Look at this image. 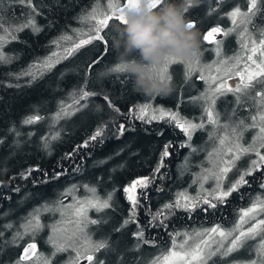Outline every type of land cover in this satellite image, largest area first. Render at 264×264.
I'll return each mask as SVG.
<instances>
[{
	"label": "trees",
	"instance_id": "16d2710c",
	"mask_svg": "<svg viewBox=\"0 0 264 264\" xmlns=\"http://www.w3.org/2000/svg\"><path fill=\"white\" fill-rule=\"evenodd\" d=\"M108 2L32 0L35 13L28 6L12 0L0 3V20L4 28L24 24L33 15L40 28L39 32L31 28L12 32L16 39H9L2 49L10 62L0 63V264H16L28 243H35L37 253L50 258L51 264H68L74 252H60L53 257L54 248L48 238L52 234V225L62 219L72 218L69 215L70 209L63 217L59 211H41L39 220L45 227L34 236L29 234L19 239L16 233H22L21 225L27 223L36 214V210L43 209L45 205L59 207L60 204H72L75 198H92L85 186L95 188L96 196L101 200L111 194L109 208L100 212L95 209L88 211L89 219L100 221L96 225H88L91 238L94 241L105 240L109 244L107 250L96 254L97 259L104 261V264H152L155 258L169 252L173 239L179 244L186 239L184 234L187 233L191 237L188 245L192 246L203 237L196 236L197 232L203 233L205 229L216 226L228 231L237 221L238 212L241 215V210L251 207L260 195L264 199V188L261 187L264 184V167H261L245 177L247 184L241 185L220 204L217 202L215 208L200 207L190 211L184 208H164V205L177 200V194L186 193L189 196L190 187L197 186L205 170L210 168L208 154L218 147L217 135H231L232 128L240 132L243 126L239 122L243 120L244 124L251 125V117L257 114L258 109L252 99L237 105L236 97L231 93L218 97L214 111L219 113L220 123L229 127L219 128L210 144H207L204 137L214 131L211 124L193 132L189 141L185 133L168 117L151 123L137 119L139 106L150 104L154 109L177 112L180 117L198 124V120L207 119L205 107L196 108L198 112H193L191 109L186 110V105H199L201 99L194 98L200 97L207 90L206 96L210 95L209 84L200 79L203 73L195 70L189 77L185 63H174L168 69L174 84L173 92L167 96L149 97L135 90L129 74L107 71L118 63L112 41L117 35V26L122 25V22L115 18L101 32L107 44L93 41L84 45L35 80L21 75L31 65L45 60L53 52L63 55L65 48L79 43L81 38L87 39V36L79 37L73 32V29L88 32L91 27L79 17L91 12L93 7H98V11H110ZM125 3L126 0H119L121 7ZM236 7L247 12L248 0H196L188 7L186 17L195 22L194 30L200 33L201 38L200 46L195 50L206 65L228 60L226 67H230L234 61L229 58L238 54L245 55L241 51L238 31L222 38L216 37V40L223 41L219 57L215 52L216 45L203 39L212 27L225 30L233 27L231 18L226 14ZM257 7L260 11L247 28L252 38L259 41L260 30L264 29V2H258ZM237 29L241 32L244 26ZM3 34L0 29V35ZM61 35L72 39L60 41L57 47L52 41ZM239 67L244 65L240 64ZM205 72L219 75L215 67L206 68ZM197 86L200 91L196 90ZM215 86L216 83L211 85L213 88ZM81 88L97 95L80 100L79 104L73 105L77 111L54 121V116L61 109V102L72 105L74 98L79 99ZM256 92H264V84L256 85L250 96ZM224 100H227L225 104ZM29 116H40L43 119L33 124L23 123ZM121 125H124L122 134L119 130ZM98 128L103 129L102 135L91 140L90 137ZM247 131L250 136L254 130L251 127L243 130L244 133ZM85 141L88 142L87 146H84ZM249 144L250 141L243 145ZM165 145H170L169 154L163 158L160 166ZM189 145L194 151L190 150ZM261 153L264 154V149H261ZM244 157L246 160H242V157L236 168L227 173L226 178H229L226 182L234 179V172L247 170L250 161L256 156L248 154ZM158 166L157 172L155 169ZM211 171L215 172L217 168L213 166ZM144 177H148L151 182L146 188L137 187L134 190L133 194L138 201L135 221L122 227L124 221L133 214L131 201L124 189ZM73 186L76 187L75 193L67 194L66 190ZM229 187L223 188L227 190ZM193 197L201 202L204 195L195 197L193 193ZM159 210H163L164 215L152 221L153 215ZM138 228L143 229V239L149 243L145 244L133 235ZM258 239H249L227 257L217 255L208 264H248L250 260H258L255 250L259 244ZM22 264H34V261H23Z\"/></svg>",
	"mask_w": 264,
	"mask_h": 264
},
{
	"label": "snow or ice",
	"instance_id": "6c2138e0",
	"mask_svg": "<svg viewBox=\"0 0 264 264\" xmlns=\"http://www.w3.org/2000/svg\"><path fill=\"white\" fill-rule=\"evenodd\" d=\"M12 2L28 6L32 9L33 13L36 11L35 6L32 4V0H12ZM164 2L165 0H127V2L121 7L119 0H109L108 9L110 11L108 12H104L102 10L98 11V7H93L91 12L79 17V19L86 21L91 25L88 32H85L82 29H73V32L77 36H87V39L81 38L79 43H74L72 47L65 48L63 55L59 52H53L49 57L45 58V60L39 62L38 64L31 65L29 70L21 73V75L30 76L33 80H35L45 71H50L56 63L60 62V60L71 56L82 46L91 44L93 41H101L107 44V40L104 35H101V32L108 27L109 21L113 18L122 23H126L123 14L125 8L148 6L153 9H157L161 7ZM258 2H264V0H248L247 12H242L239 7H236L231 12L227 13L226 15L231 18L233 27L228 28L227 30L220 27H212L203 36L205 41L216 45L215 52L219 57L222 50L220 45L223 41L216 40V34L228 36L229 34L236 32L237 28L241 25L244 26V30L237 33V35L241 38L240 47L241 51L245 53L246 58L245 55L239 54L235 57L229 58V60L234 61L230 67H221L223 65H227L228 60H220L218 64L214 61L211 65H203L200 67L201 73H203L204 68L212 69L213 67H215L216 73H219V75L210 74L207 77L201 74L200 79L205 80V82L209 84L210 95L205 96L202 94L200 97L194 98L210 101V106L204 109V113L207 116L206 123L214 126V131L209 134V138L211 139L216 135V129H227L229 127L227 124L220 123L219 113L214 111L216 99L218 97L231 93L236 97L237 105L246 102L247 99H252L258 109L257 114L251 117V120L253 121L251 125H246L244 124V121L241 120L239 125H242L243 129L240 132H237L236 128H232V137H229L227 133L223 136H217L218 147L214 148L213 151L208 154L210 161L214 156L217 158L215 161H212L214 166L217 168V171L210 172V170H205L210 172L211 177L216 181V188L212 193H209V195H212L213 199L220 202H223L225 198L240 188L241 185L247 184L248 181L245 179L246 176L251 175L253 171L258 170L261 167H264V154L261 153V149H264V92H256L254 96H250V92L256 87V85L264 84V29L260 30L261 38L257 41L252 38L250 33H248L247 28V25L252 23V18L260 11L257 7ZM0 3H3V0H0ZM187 11L188 8L185 9V12ZM188 27L194 28L195 22L191 21L188 24ZM24 28H31L34 32L40 31V28L36 25L34 15L30 16L24 24L13 28H4L2 20H0V29L4 32L3 35H0V63L10 62V58L5 56L2 51L3 46L8 43L9 39H16V37L12 35V32H19ZM91 33H94V35ZM246 33H248L247 39H245ZM71 39L72 37L70 36L61 35V37L52 41V43L59 47L60 41H70ZM192 55L197 56L196 61H193L189 57L181 58L174 55L166 57L163 67L157 70V74L160 78L171 79V75L168 71L169 66L174 63L182 62L187 65V75L190 77L192 72L196 70V66L199 63L196 50H193ZM240 64L244 65L243 69H239ZM113 72L126 73V70L123 65H118L113 69ZM235 78H238V80ZM230 80L233 81V84H229ZM217 81L220 82L216 83ZM213 83H216L214 88L211 87ZM72 95L75 97V93ZM95 95H97V93L88 92L81 88L79 99L74 98L72 105H64L63 102H61V109L54 116V121H58L63 117L72 115L74 111L78 110L73 108V105L79 104L80 100H85ZM242 97L245 99L242 100ZM104 99L107 100L108 98L104 97ZM68 109H72V111H69ZM116 111L119 112V109H116ZM165 117H168L171 122H175L176 126L179 127L188 137L189 141L192 138L193 132L197 129H203L205 127L204 122L199 124L193 123L180 117L177 112L165 110L163 108L154 109L150 104L139 106V110L136 113L137 119L147 123H151L154 120H164ZM41 119H43V117L29 116L23 121V123L33 124ZM249 127L258 129V131L256 136L253 137V142L248 146H244L240 143V141L243 137V130H247ZM119 130L122 134L124 131V125H121ZM102 131V128H98L90 139L95 140L97 137L102 135ZM87 143L88 142L85 141L84 146H87ZM169 146L170 145L164 146V151L161 154L160 166H162L163 158L169 154ZM248 154H254L256 159L251 160L250 166L247 170L241 172L239 178L236 179L227 190H224L223 181L226 178L227 173L236 168L237 162ZM160 166H158L155 171L158 172ZM208 178V175L203 177L204 180ZM150 182L151 180L148 177L140 178L133 181L129 187L124 189V191L128 193V200L131 201L133 214L124 221L122 227L135 221V209L138 205V201L136 196L133 194L134 190L137 187L146 188ZM261 187L264 188V184H262ZM85 188L92 194V198H86L84 200L76 198L75 203L73 204H60L59 207H50L45 205L43 209H37L36 214L33 215L27 223L21 225L23 232H17L16 238L23 239L25 235L29 234L34 236L38 231L45 227V225L41 224L39 220V214L41 211H59L63 217L66 212L71 209V219H62L61 221H58L56 225L51 226L53 235L49 236L48 242L52 244L54 248L52 256L54 257L57 253L72 250L75 255L68 261V264H80L81 260L87 261V264H104V261L97 259L96 254L101 250H107L109 248V244L105 240L94 241L86 229L88 225H96L100 223L98 220L89 219L88 211L90 209H95L96 212H100L103 209L109 208L111 194L108 195L107 199L101 200L98 196H96L95 188L88 186H85ZM75 191L76 187L73 186L72 188L67 189L66 193L73 194ZM199 202L200 201L195 198L187 196L186 193H179L177 194V200L172 204L164 205V208L191 209L196 207ZM202 202L211 208L216 207V205L207 198H203ZM260 212H264V199L258 197L251 207L246 210H241L240 219L235 228L225 231L219 226H216L211 229H205L203 233L197 232L195 234L196 236L200 237L206 235V238L200 239L198 243H195L192 246L188 245V241L191 237L185 233L184 235L186 239L183 242L177 244L175 239H173L172 248L169 252L162 257L155 258L152 261V264H208V262L217 255L220 257L229 256L231 253L242 247L246 240L254 239L257 235L262 236L260 243L256 245L255 249L258 260H252L249 264H264V231H262L264 230V220H256V222L246 231L242 230V226L247 223L249 219H252ZM163 215V210H159L153 215L152 221L158 220L159 217ZM152 221L149 222L150 226ZM161 224H163V221H161ZM59 225H64V227H59ZM68 225H71L72 227L69 228ZM7 227H12V225H7ZM58 232L65 234L63 235L62 240H58L56 238V234ZM235 232H238L239 234L233 237V233ZM0 235H2V233H0ZM133 235L143 243H149V241L143 239L144 231L142 228H138L137 232ZM175 235L179 236L180 233H176ZM216 236H218L219 239H216ZM230 237H232L230 244L225 247L224 242L228 241ZM214 245L215 250H213ZM23 261H34V264H51L50 258L37 253V245L35 243H28L27 246L23 248V252L16 261V264H22Z\"/></svg>",
	"mask_w": 264,
	"mask_h": 264
},
{
	"label": "clouds",
	"instance_id": "9594fccd",
	"mask_svg": "<svg viewBox=\"0 0 264 264\" xmlns=\"http://www.w3.org/2000/svg\"><path fill=\"white\" fill-rule=\"evenodd\" d=\"M196 0H165L157 9L148 6L125 8L126 23L117 26L112 46L118 65L125 67L132 78L135 90L145 96H167L174 90L171 79L160 78L157 70L162 68L168 56L190 57L199 48L200 33L189 28L191 22L185 9Z\"/></svg>",
	"mask_w": 264,
	"mask_h": 264
},
{
	"label": "rangeland",
	"instance_id": "374dc122",
	"mask_svg": "<svg viewBox=\"0 0 264 264\" xmlns=\"http://www.w3.org/2000/svg\"><path fill=\"white\" fill-rule=\"evenodd\" d=\"M237 31H238V33L240 32L238 29H237ZM221 36V34H216V37L217 38H219ZM228 48H230V47H228ZM237 56V55H236ZM190 59H192L193 61H196L197 60V56H193V55H191L190 57H189ZM198 60H199V63H198V65L196 66V71H198V72H201L200 71V67H202L203 65H206L205 63H203V60H202V58L201 57H199V55H198ZM208 65V64H207ZM224 67H226V65H224ZM254 67V66H253ZM205 70H203V74H205V76L207 77L208 75H210L208 72H205L206 71V68H204ZM239 69H243V67H239ZM216 72V71H215ZM217 74H219V73H217ZM236 80H238V78H235ZM220 81H217L216 83H219ZM229 84H233V81L232 80H230L229 81ZM192 90H194V89H192ZM196 90L198 91L199 90V87L197 86V88H196ZM201 90V89H200ZM199 90V91H200ZM207 93H208V90L207 91H205V93H204V95L206 96L207 95ZM230 94V93H229ZM201 103L199 104V105H195V104H188V105H186V110H193V112H194V110L195 111H197L198 112V109H196V108H202V107H209L210 106V101H207V100H204V99H201ZM225 102H227V100H224V102H223V104H225ZM215 107H217L216 105H215ZM214 107V108H215ZM196 112V113H197ZM192 114V113H191ZM206 121H207V119L206 118H202V119H200V120H198L197 122H198V124L199 123H202V122H204L205 123V126L208 124V123H206ZM206 129V128H205ZM254 131L251 133V135L249 136L248 135V132L249 131H247L246 133H244L243 132V137H242V143L244 144V143H248L249 141H250V144L253 142V137L254 136H256V133H257V131H258V129H255V128H252ZM214 130V129H213ZM216 131V134H218V132H219V130L218 129H216L215 130ZM231 132H232V130H230ZM204 130H203V134H204ZM238 132H239V130H238ZM222 133V132H221ZM250 133V132H249ZM202 134V135H203ZM218 136V135H217ZM229 137H232V134L231 135H229ZM205 139H206V141H207V144H210L211 143V141H212V139H210L209 138V136L208 137H204ZM203 138V139H204ZM245 146V145H244ZM190 150L191 151H194L193 150V148L191 147V145H190ZM217 158L216 157H214L213 159H211V161H210V165H208V166H210V168L208 169V170H210V172H213V171H211V169L213 168V166H214V163L212 162V161H215ZM248 160L250 159V157H248L247 158ZM253 159H256V157H254ZM252 159V160H253ZM206 160H208L207 158H206ZM242 160H246V157H243L242 158ZM210 172H205V174L203 175V177L205 176V175H208L209 176V178L208 179H206V180H204L203 179V177L201 178V180L200 181H198L197 182V186L195 187V188H193V187H190L191 189H190V194H189V197H193V193H195V197H197V196H201V195H204V197L203 198H207L208 200H210V201H212V203H214V204H216L217 202H219V204L221 203L220 201H218V200H215V199H213V197H211L212 195H209V193H212V189L215 187L216 188V181H215V179H213L212 177H211V175H210ZM232 174H233V172H231ZM231 173H229V175L231 174ZM235 174H234V179L233 180H231V181H228V182H226L227 180H228V178H225L224 179V181H223V187H226V186H230L233 182H234V180H236V179H238L239 178V175L241 174V172H234ZM227 179V180H226ZM191 181V180H190ZM225 183H228V185H225ZM194 198V197H193ZM203 198L201 199V202H199L198 203V205L196 206V207H194L195 209H197V208H200V207H204V208H209V206L207 205V204H204L202 201H203ZM259 198H261V195L259 196ZM76 199V198H75ZM75 199L72 201V204L73 203H75ZM197 200H198V198H197ZM257 200V199H256ZM193 208H191V209H188L189 211L190 210H192ZM69 215H71L72 216V210L70 209L69 210ZM237 215H238V218H237V221L236 222H234L233 223V226L229 229V230H231V229H233V228H235V226L237 225V223L239 222L238 220H239V218H240V212H238L237 213ZM256 220H264V212H260V213H258L255 217H253L252 219H249L248 220V222L247 223H245L243 226H242V230H247L249 227H251L255 222H256ZM59 227H64V225H59ZM68 227L69 228H71L72 226L71 225H68ZM89 227V226H88ZM87 227V228H88ZM88 230H89V228H88ZM88 230L86 229V231L88 232ZM228 230V231H229ZM226 231V230H225ZM263 231V230H262ZM51 232H52V230H51ZM89 233V232H88ZM90 234V233H89ZM239 233L238 232H235V233H233V237L235 236V235H238ZM51 235H53V233L51 234ZM50 235V236H51ZM63 235H65L64 233H61V232H58L57 234H56V238L58 239V240H62V238H63ZM91 235V234H90ZM92 236V235H91ZM204 238H206V235L205 236H203ZM203 237H202V239H203ZM256 238H259L258 239V241H257V243H260V241H261V239H262V236L261 235H257L254 239H256ZM216 239H219V237L218 236H216ZM231 239H232V237H230L229 238V240L228 241H225L224 242V244H225V247H227V246H229V244H230V241H231ZM248 240H246L245 241V243L247 242ZM213 250H215V245L213 246ZM72 254V256L74 257V255H75V253H71ZM250 261H252V260H250ZM249 261V262H250ZM249 262H248V264H249ZM80 264H87V261H84V260H81L80 261Z\"/></svg>",
	"mask_w": 264,
	"mask_h": 264
},
{
	"label": "flooded vegetation",
	"instance_id": "af4514ba",
	"mask_svg": "<svg viewBox=\"0 0 264 264\" xmlns=\"http://www.w3.org/2000/svg\"><path fill=\"white\" fill-rule=\"evenodd\" d=\"M249 190H247V192H248Z\"/></svg>",
	"mask_w": 264,
	"mask_h": 264
},
{
	"label": "water",
	"instance_id": "95a60500",
	"mask_svg": "<svg viewBox=\"0 0 264 264\" xmlns=\"http://www.w3.org/2000/svg\"><path fill=\"white\" fill-rule=\"evenodd\" d=\"M126 2H127V0H126Z\"/></svg>",
	"mask_w": 264,
	"mask_h": 264
}]
</instances>
